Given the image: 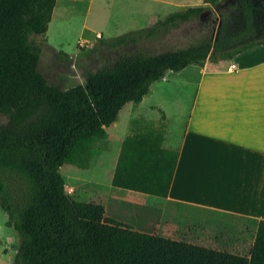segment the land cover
Here are the masks:
<instances>
[{
    "label": "trees",
    "instance_id": "obj_1",
    "mask_svg": "<svg viewBox=\"0 0 264 264\" xmlns=\"http://www.w3.org/2000/svg\"><path fill=\"white\" fill-rule=\"evenodd\" d=\"M56 5L0 0V116L6 118L0 125V207L21 238L12 264H264V221L256 222L248 256L172 240L123 228L105 218L102 206L77 203L61 174L80 139L104 138L121 110L143 100L167 73L229 61L264 45V3L205 0L151 27L102 39L88 51L101 67L69 89L40 70ZM214 12L198 41L161 50L174 31ZM109 54H116L113 61ZM131 126L114 180L167 198L177 153L163 148L160 130L136 120Z\"/></svg>",
    "mask_w": 264,
    "mask_h": 264
},
{
    "label": "crops",
    "instance_id": "obj_2",
    "mask_svg": "<svg viewBox=\"0 0 264 264\" xmlns=\"http://www.w3.org/2000/svg\"><path fill=\"white\" fill-rule=\"evenodd\" d=\"M204 2L57 0L46 44L57 54L76 55L79 47L94 45L98 35L108 39L148 28ZM170 89L188 99V105L178 100L172 115L160 96ZM126 108L128 134L117 128L119 119L106 128L118 136V149L136 120L160 130L163 148L177 153L168 203L264 221V45L229 61L169 72L143 100L128 103L118 118ZM7 222L0 207V264H12L20 245L18 233Z\"/></svg>",
    "mask_w": 264,
    "mask_h": 264
},
{
    "label": "rangeland",
    "instance_id": "obj_3",
    "mask_svg": "<svg viewBox=\"0 0 264 264\" xmlns=\"http://www.w3.org/2000/svg\"><path fill=\"white\" fill-rule=\"evenodd\" d=\"M216 16L214 12L199 22L182 26L164 41L161 50L180 49L195 43L208 32L211 21ZM102 39H98L96 43ZM43 43L40 70L50 83L64 89L84 84L85 73L101 67L100 59L88 52L96 43L81 47L76 55L69 57L60 56L48 48L45 41ZM115 56L116 54H109V61H113ZM160 96H164L165 106L171 115L177 108L178 100L181 99L188 105V99L175 89ZM128 116L129 109L126 108L118 118L117 125L118 129L127 131V134L130 130ZM175 118L173 117V121ZM5 122L6 118L0 116V125ZM118 141L113 129L111 133L106 130L104 138H82L78 141L72 156L61 168L68 196L77 203L102 206L105 218L113 220L123 228L220 251L249 255L256 237V222L202 208L168 203L164 197L117 184L114 177L123 146L122 143L118 149ZM18 238L21 241L19 234Z\"/></svg>",
    "mask_w": 264,
    "mask_h": 264
},
{
    "label": "built area",
    "instance_id": "obj_4",
    "mask_svg": "<svg viewBox=\"0 0 264 264\" xmlns=\"http://www.w3.org/2000/svg\"><path fill=\"white\" fill-rule=\"evenodd\" d=\"M100 38H102L101 35H98V36H97V39H100ZM232 68H236V66L233 65Z\"/></svg>",
    "mask_w": 264,
    "mask_h": 264
},
{
    "label": "water",
    "instance_id": "obj_5",
    "mask_svg": "<svg viewBox=\"0 0 264 264\" xmlns=\"http://www.w3.org/2000/svg\"><path fill=\"white\" fill-rule=\"evenodd\" d=\"M258 2H263L264 3V0H258Z\"/></svg>",
    "mask_w": 264,
    "mask_h": 264
}]
</instances>
